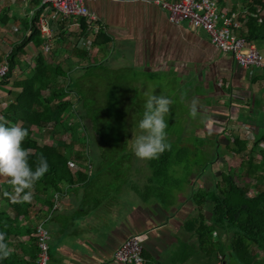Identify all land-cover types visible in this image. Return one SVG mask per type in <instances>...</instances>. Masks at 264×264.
<instances>
[{
    "label": "crops",
    "instance_id": "0c3cea01",
    "mask_svg": "<svg viewBox=\"0 0 264 264\" xmlns=\"http://www.w3.org/2000/svg\"><path fill=\"white\" fill-rule=\"evenodd\" d=\"M41 1L0 0V62L9 61L14 44H26L25 62L33 66V57L38 54L34 44L40 36L42 44H57L50 60H70L65 69L73 77L82 78L80 81H88L83 78L85 74L99 76V68H105L104 73L123 75L126 82L122 88L130 99L125 100V108L144 97L146 75L151 81L165 74L166 80L175 81L177 96H184L181 91L189 87L194 89L192 97L204 100L201 106L208 107V111L198 110L194 119L200 128L206 127L208 116L209 121L217 120L212 123L215 127H222L218 121H223L224 129L251 125L264 128V71L239 66L231 54L212 43L204 29L192 27L187 21L171 22L166 10L154 0H91L88 7L99 19L92 27L82 17H55ZM218 1L220 8L241 11L243 26L237 34H246L253 0ZM257 13L259 24L251 36L264 55V7L257 6ZM40 19L52 20L46 34L37 27ZM74 44H90V57L81 59L70 53L66 56ZM114 62L116 68L111 67ZM87 66L91 71L86 72ZM28 72L16 67L9 83L1 84L0 80V119L10 102L12 80L25 78ZM139 101L141 105L143 100ZM142 111L141 107V115ZM177 118L173 115L172 122ZM133 129L129 128V142ZM91 150L74 165V184L63 183L60 191L49 190L45 204L32 196L28 215L20 216L13 230L15 248L29 251L32 238L36 244L35 228L43 223L50 232L49 264H123L114 259V254L133 234L143 238L144 264L204 263L198 258L197 236L188 228L192 225H187L197 215L196 205L189 198L193 192L190 183L180 182L173 170L178 181L168 187L167 182H161V174L155 176L149 160L135 157L131 149L124 153ZM191 176L195 178L197 174L193 172ZM7 179L0 177V187H9ZM167 191L173 196L168 198ZM205 214L210 220L211 212L207 210ZM222 235L225 239L226 231ZM220 238L213 231V240ZM24 256L29 258L27 253ZM219 258L220 254L218 260L214 257L207 264H217Z\"/></svg>",
    "mask_w": 264,
    "mask_h": 264
},
{
    "label": "trees",
    "instance_id": "16d2710c",
    "mask_svg": "<svg viewBox=\"0 0 264 264\" xmlns=\"http://www.w3.org/2000/svg\"><path fill=\"white\" fill-rule=\"evenodd\" d=\"M257 6L263 8L264 0H253L250 6L251 14L247 18V33L238 35L253 40L251 33L254 32L256 24H259ZM42 42L43 39L38 36L37 44H34L38 54L33 57V66L25 62L26 44H14L11 49L8 55L9 71L1 84L11 81L16 67L29 72L25 78L12 80V88L8 90L10 102L0 122L5 126L21 123V127L28 129V136L22 142V147L31 153L28 160L30 167L38 164L40 156L47 160L48 170L31 189L32 196L45 204L49 190L60 191L63 183H75L77 175L74 177L72 172L74 165L93 152L89 144H92L94 139L103 140L101 136L106 134L107 129L100 126L104 114L101 99L83 93V82L80 81L82 78L73 77L65 69V65H68L66 62L69 63L70 60H50L57 44H51L50 51L46 54L45 44ZM71 56L88 59L90 54L87 49L74 44L71 46ZM88 67L86 72L91 71ZM90 77L86 74L83 76ZM71 94L77 96L78 103L72 102ZM8 112L11 113L10 118L7 117ZM70 112L75 114L76 123H71L68 119ZM34 126H37V132L42 133L45 139L40 141L35 138ZM260 129L253 135L251 148L246 138L234 137L229 140L232 145L223 148L217 137H204L194 132L193 142L208 139L209 143H194L195 150L188 144L180 149L183 154L193 153V157H177L181 151H175L171 143L167 142L168 149L158 158L149 160L155 176L161 174V182H167L168 187L174 180L178 181V177L171 172L175 166L183 165L187 169L189 174L183 178V183H190L192 186L193 192L189 198L193 199L197 213L187 225H192L188 228L197 236L198 258L200 263L204 262L202 264H207L208 260L211 261L214 257L218 260L219 254L222 259L229 260V264L232 261L237 264H264V128ZM89 131L93 132L92 135ZM127 135L129 137V134ZM182 135L184 136V133ZM51 136L53 141H48L47 138ZM202 152L207 153L209 158L199 160ZM244 153L247 156L245 160ZM227 154L230 156L228 172L222 176L213 165L215 160ZM207 170L210 176L206 175ZM193 172L197 177L191 176ZM204 175L205 184L201 187L197 180ZM247 178L250 181H246ZM7 185L9 187L6 189L0 187V234L3 235L0 242L6 246L8 255L0 257V264H36L37 246L33 238L29 251L15 248L13 230L19 225V217L28 215L29 205L28 202L13 203L9 198L12 187L8 180ZM254 186L257 189L251 194L250 189ZM166 194L169 198L174 193L167 191ZM207 210L212 214L210 220L205 216ZM213 231L220 234L218 241L213 240ZM223 231L227 234L225 239ZM225 243L229 245L226 247ZM26 253L29 255L27 259L24 256Z\"/></svg>",
    "mask_w": 264,
    "mask_h": 264
},
{
    "label": "rangeland",
    "instance_id": "374dc122",
    "mask_svg": "<svg viewBox=\"0 0 264 264\" xmlns=\"http://www.w3.org/2000/svg\"><path fill=\"white\" fill-rule=\"evenodd\" d=\"M257 44H260V42L257 41ZM81 44H79L80 46ZM53 46V44H52ZM85 49V48H84ZM260 52H262L259 49ZM71 54L70 52H66V56L68 54ZM263 53V52H262ZM263 55V54H262ZM264 56V55H263ZM111 63L112 68H116L113 64ZM127 64H130V61L127 62ZM100 70L99 73L100 75L97 76L98 74L93 75L92 77L88 78V81H81L83 82L84 85V92L87 95L90 96H97L101 99L102 101V106L101 108L103 109V116L101 117V127L106 128L107 132L106 134H103L101 137H103V141H99V139H94L92 144H89L91 148H94L95 150L98 149V152H108V153H124L126 152L125 150H129L130 148V142L128 141L129 137L127 134H129V128L130 127H135L136 121L139 119L141 116L140 110L143 105V101H141V105L139 99L144 100V97L139 98L137 103L130 104L127 108L124 107L125 105V100L129 101L130 99L128 98V91L125 90L123 86L124 82V76L123 75H118L117 73H114L112 71H108L107 73H104L105 68H99ZM131 69V68H128ZM98 73V72H97ZM161 74V73H159ZM26 76V75H25ZM91 76V75H90ZM165 74H161L158 79H152L151 81L148 80V75H146L145 80L143 81V86L144 88L142 89V93L145 96L146 92H153L154 95L160 94L167 96L172 103L169 106V112L165 115V117H168L165 122H166V142L171 143L173 149L177 152L181 151L180 154L177 155V157H180L182 159L191 157L193 153L187 152L186 154L182 153V150H180L182 147H184L185 144H188L192 150H195L194 143L198 142H203V143H209L208 139L203 140L201 139L200 141L193 142L195 134L197 135H203L204 137H214L216 136L222 145L223 148L226 146H231L232 142L229 140H232L234 137H240V138H246L249 143L248 146L249 148L252 147L253 144V135L258 132V130L262 127L256 128L254 125L248 126L247 128L242 127H233L232 129L229 127L228 129L223 128V121H218L221 123L219 126L222 127H215L212 125V123L216 124L214 120L211 119L209 121L210 116L206 118L205 126L203 128H200L201 126L199 125L198 122L194 121L196 119L195 117H190L188 114L189 107L192 103V101L195 99L197 102V114L199 113L198 110H204L208 111V107L201 106L202 103H204V100H197V98L192 97V92L194 89H190L189 87H185L181 93L184 94V96H177L176 95V90H175V81L171 80H166V77H164ZM142 77V76H141ZM192 86V85H190ZM158 88V89H157ZM181 90V89H179ZM70 99L72 102H79L77 99V96L75 94H71ZM136 111V112H134ZM127 112V113H125ZM235 112L237 110L235 109ZM10 112H8V118H10ZM126 114L125 119H121L120 117ZM177 116L178 118L175 119L173 122L171 120V117ZM233 114L232 116H234ZM181 116V118L179 117ZM206 116V115H205ZM244 118V114H242ZM68 119L71 121V123H76L77 119L75 117V114H72L71 112L68 113L67 115ZM254 117V115L252 116ZM227 119V118H226ZM130 121V122H129ZM8 122V121H7ZM129 122V123H128ZM127 123L129 128H127ZM249 122L248 124H250ZM264 124V122H263ZM183 125L184 129H181L180 126ZM213 126V127H212ZM126 129V130H125ZM61 130V128H60ZM261 130V129H260ZM90 135H92V131H89ZM182 133H184V138H183V144H182ZM133 134V130L132 133ZM181 134V135H179ZM186 135V136H185ZM35 138H39L40 141L45 139L44 135L40 132H37L34 134ZM64 139H66L65 134L63 135ZM106 138V139H105ZM132 138V137H131ZM130 138V139H131ZM48 141H53L52 136L47 138ZM90 143L92 140L89 138ZM216 140V139H215ZM64 141V140H60ZM59 142V141H58ZM78 147V146H77ZM188 148V147H187ZM204 150V149H203ZM131 151V150H130ZM205 151V150H204ZM222 152V151H221ZM242 156V154L240 155ZM193 157V156H192ZM206 157L209 158L207 153L202 152L200 155L199 160H204ZM229 155H223L222 157H219L217 160H215V163L213 165V168L217 172H220L222 176L226 175L228 170V160H229ZM258 157V156H257ZM244 160L247 158L246 154H243ZM175 174L179 177V181L183 183V178L187 175L188 171L186 168L183 167V165H177L174 168ZM207 176H210L209 171L207 170L206 173ZM204 175L202 178H198L197 182L198 184L204 185ZM8 180V179H7ZM246 181H250L249 178L245 179ZM252 181V180H251ZM254 182V181H252ZM184 184V183H183ZM257 187H251L250 193L254 194L255 190ZM185 190V189H184ZM218 241V239H217ZM229 242V241H228ZM226 247L229 245L225 243ZM229 259V258H228ZM221 261V264H229V260H224L222 258H219ZM224 262V263H222ZM231 263V262H230ZM231 264H237L236 262L232 261Z\"/></svg>",
    "mask_w": 264,
    "mask_h": 264
},
{
    "label": "built area",
    "instance_id": "2783aa9c",
    "mask_svg": "<svg viewBox=\"0 0 264 264\" xmlns=\"http://www.w3.org/2000/svg\"><path fill=\"white\" fill-rule=\"evenodd\" d=\"M91 0H42L41 5L53 10L59 19L82 17L91 27L97 25L98 17L88 7ZM168 14L173 23L187 21L192 27L204 29L212 43L221 51L232 55L235 62L242 67L254 66L264 71V56L254 41L237 34L243 26L240 10L220 8L218 0H154ZM54 18V17H52ZM51 18V19H52ZM37 22V27L46 34L51 29L52 20ZM90 44L80 46L91 50ZM45 53L50 44H45ZM93 50V49H92ZM9 71V63L5 59L0 62V80ZM38 254L36 264H49L50 232L43 223L37 224L34 232ZM143 238L139 234L129 236L116 250L114 259L123 264H144Z\"/></svg>",
    "mask_w": 264,
    "mask_h": 264
},
{
    "label": "clouds",
    "instance_id": "9594fccd",
    "mask_svg": "<svg viewBox=\"0 0 264 264\" xmlns=\"http://www.w3.org/2000/svg\"><path fill=\"white\" fill-rule=\"evenodd\" d=\"M171 103L167 96L154 95L153 92L145 93L142 115L130 139V148L135 157L144 160L156 159L168 149L165 132L167 125L164 117L169 112ZM188 114L190 117L197 115L195 99L189 107ZM33 130L36 132L37 126H34ZM27 136L28 129L19 125L5 126L0 122V177L8 178L12 193L6 195H9L13 203L30 202L34 183L48 170L47 160L43 156L39 157L35 167H30L28 160L31 153L22 147V142ZM2 240L3 235L0 234V241ZM7 255L6 246L0 242V257ZM217 264H221V261Z\"/></svg>",
    "mask_w": 264,
    "mask_h": 264
}]
</instances>
